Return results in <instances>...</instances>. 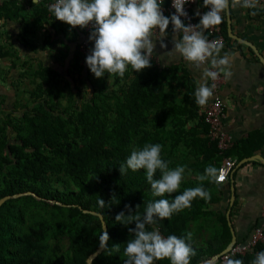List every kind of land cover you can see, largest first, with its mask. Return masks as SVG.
Returning a JSON list of instances; mask_svg holds the SVG:
<instances>
[{
    "label": "trees",
    "instance_id": "obj_1",
    "mask_svg": "<svg viewBox=\"0 0 264 264\" xmlns=\"http://www.w3.org/2000/svg\"><path fill=\"white\" fill-rule=\"evenodd\" d=\"M18 1L1 0L0 17L21 15ZM52 1L31 0L33 23L23 15L19 42L27 51L85 33L83 4L52 10ZM39 26L53 29L42 44L32 38ZM80 43L72 80L60 66L0 46L11 61L7 72L0 66V84L12 70L21 78L12 90L0 85V199L31 192L0 206V264H87L104 233L89 211L102 213L108 227L93 264H199L223 251L232 239L229 205L215 204L223 197L219 169L232 151L209 137L195 84L177 100L172 67L141 55L100 63ZM83 87L90 91L83 95ZM203 228L209 236L199 243L192 231ZM233 261L264 264V243Z\"/></svg>",
    "mask_w": 264,
    "mask_h": 264
},
{
    "label": "crops",
    "instance_id": "obj_2",
    "mask_svg": "<svg viewBox=\"0 0 264 264\" xmlns=\"http://www.w3.org/2000/svg\"><path fill=\"white\" fill-rule=\"evenodd\" d=\"M21 1L24 7L21 15L12 19L0 17V46L12 44L23 58H43L48 64L60 66L62 74H68L76 45L87 42L91 57L100 63L114 64L121 58L128 61L129 55L135 59L141 55L151 59L157 67H172L180 75L177 100L186 93L189 83L195 84L198 94L209 85L206 65L199 63L194 43L184 37L185 21L182 18L168 11L157 24L144 21L155 0H142L137 4L128 0H76L77 7L85 3L95 9L102 27L81 34L78 32L76 40L60 34L53 47L46 46L38 52L27 51L19 42L24 32L23 15L28 14L29 23L35 22L37 15L31 9V0L18 2ZM219 4L216 15L221 22L225 44L214 51L210 62L223 74L220 95L225 109L224 130L234 138V145L230 148L232 155L225 157H231L236 163L230 176L219 184L223 197L215 204V209L223 210L229 205L237 242H243L263 220L264 0H219ZM194 12L201 32L209 37L206 0H199ZM48 30L53 32L50 26H39L37 35L32 38L39 44L47 42ZM68 36L73 37L70 33ZM60 50L68 52L66 59ZM4 59L9 58L0 57V66L6 71L10 66L2 65ZM5 64L11 65V61ZM15 75L17 79L18 70H12L5 76L6 82L0 84L2 89H13ZM252 156L255 158L249 159ZM232 185L235 188L233 205ZM192 233L198 241L207 240L209 236L205 228Z\"/></svg>",
    "mask_w": 264,
    "mask_h": 264
},
{
    "label": "built area",
    "instance_id": "obj_3",
    "mask_svg": "<svg viewBox=\"0 0 264 264\" xmlns=\"http://www.w3.org/2000/svg\"><path fill=\"white\" fill-rule=\"evenodd\" d=\"M75 0H54L49 3V8L57 10L70 8ZM131 4H137L142 0H128ZM199 0H155L150 12L145 14L144 21L156 23L162 19L163 14L172 12L175 16L185 21L183 30L187 41L195 45V54L200 64L206 65L209 78V85L205 91L198 95V102L202 108L205 122L209 125V137L217 142L221 151H227L234 145L233 136L224 130L225 109L224 102L220 95V87L223 82V74L220 69L211 64L210 58L215 50L225 44V37L222 34L221 22L216 12L220 7L219 0H206L208 15V33L205 37L201 32L196 15L195 5ZM80 12L85 19V32L99 30L102 22L96 17L95 9L89 4H83ZM110 23L112 20L109 21ZM81 50L87 55L91 49L87 42H81ZM209 99V100H208ZM231 157H225L219 169L218 180L225 181L235 165ZM262 222L258 224L247 241L235 243L231 249L223 253L213 264H234L233 259L238 255H245L251 252L258 243H264V204L262 210Z\"/></svg>",
    "mask_w": 264,
    "mask_h": 264
},
{
    "label": "water",
    "instance_id": "obj_4",
    "mask_svg": "<svg viewBox=\"0 0 264 264\" xmlns=\"http://www.w3.org/2000/svg\"><path fill=\"white\" fill-rule=\"evenodd\" d=\"M255 156H252V157H249V159H254ZM235 188L234 186L232 185V196H231V205H233V202H234V196H235V192H234ZM31 192H24V193H18V194H14V195H6L4 197H2L0 199V206L8 199L12 198V197H18L22 194H29ZM51 202H55L54 200H51ZM89 210H86V212H88ZM89 212H92L93 214L95 215H98L102 221V225H103V230H104V233L102 235V244L101 246L94 252L92 253L88 260H87V264H93V261L94 259L103 251L104 247L106 246V235H107V230H108V227H107V224H106V221L104 219V216L102 213H99L97 211H89ZM227 217H228V223L230 225V228H231V232H232V239H231V242L228 244V246L223 250L221 251L220 253L218 254H215L213 255L212 257L208 258V259H205L203 261H201L199 264H213L223 253L229 251L231 249V247L237 243V235H236V232H235V229L232 225V221H231V216H230V208L228 209L227 211Z\"/></svg>",
    "mask_w": 264,
    "mask_h": 264
},
{
    "label": "rangeland",
    "instance_id": "obj_5",
    "mask_svg": "<svg viewBox=\"0 0 264 264\" xmlns=\"http://www.w3.org/2000/svg\"><path fill=\"white\" fill-rule=\"evenodd\" d=\"M35 40V39H34ZM5 61H7V62H5ZM8 61H10L9 59H4L2 62H4L2 65L3 66H6V67H9L10 66V64H5V63H8ZM63 76H65L66 77V79H70V80H72L71 79V77L70 76H68V74L66 73H63ZM16 77H17V75H15V76H13V81H15V83H17V84H20V80H21V78H17L16 79ZM83 95L84 94H87V92H89L90 90H89V88H85V87H83ZM10 103H8V102H6L5 104H4V106H2V107H5L7 110H9L10 109Z\"/></svg>",
    "mask_w": 264,
    "mask_h": 264
},
{
    "label": "clouds",
    "instance_id": "obj_6",
    "mask_svg": "<svg viewBox=\"0 0 264 264\" xmlns=\"http://www.w3.org/2000/svg\"><path fill=\"white\" fill-rule=\"evenodd\" d=\"M81 44V43H80Z\"/></svg>",
    "mask_w": 264,
    "mask_h": 264
}]
</instances>
